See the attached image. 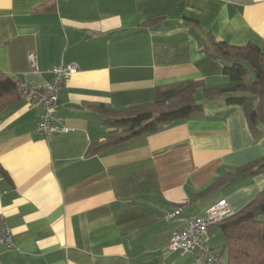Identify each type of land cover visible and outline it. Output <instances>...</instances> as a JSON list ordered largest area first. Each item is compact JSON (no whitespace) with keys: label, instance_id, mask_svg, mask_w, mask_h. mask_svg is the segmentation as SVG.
Here are the masks:
<instances>
[{"label":"crops","instance_id":"crops-1","mask_svg":"<svg viewBox=\"0 0 264 264\" xmlns=\"http://www.w3.org/2000/svg\"><path fill=\"white\" fill-rule=\"evenodd\" d=\"M208 34L264 52V0H0L1 72L41 85L54 67H77L57 99L67 131L36 132L42 109L21 97L0 111V222L14 244L0 264H191L167 248L172 232L219 199L235 213L264 188L262 171L201 193L264 156V134L253 139L242 108L224 101L239 93L197 89V115L85 155L119 131L100 104L150 103L157 87L188 80L230 87L231 60L200 48ZM208 235L219 251L218 226Z\"/></svg>","mask_w":264,"mask_h":264},{"label":"trees","instance_id":"trees-1","mask_svg":"<svg viewBox=\"0 0 264 264\" xmlns=\"http://www.w3.org/2000/svg\"><path fill=\"white\" fill-rule=\"evenodd\" d=\"M200 48L214 58L231 60L222 68L223 74L231 79L230 87L209 88L200 81L188 80L157 87L150 103L121 110L100 104L97 115L101 122L119 131L91 144L85 155L97 153L133 136L154 132L168 122L197 115L201 105L192 97L197 89H202L205 96L239 93L226 96L224 101L228 105L240 106L253 139L261 137L264 134L260 129L264 123V52L255 44L234 46L211 34L207 35L206 44ZM19 84L15 76L0 71V111L21 99L17 91ZM262 171L264 156L236 167L233 172H224L201 193L225 186L236 176L245 173L255 175ZM216 226L224 239L219 253H225L226 258L224 262L221 257V264H264V188L251 202Z\"/></svg>","mask_w":264,"mask_h":264},{"label":"built area","instance_id":"built-area-1","mask_svg":"<svg viewBox=\"0 0 264 264\" xmlns=\"http://www.w3.org/2000/svg\"><path fill=\"white\" fill-rule=\"evenodd\" d=\"M30 64L35 67V59L29 55ZM75 64L56 66L52 69V78L41 85H30L20 82L18 94L26 99L30 107H41L42 112L36 122L35 131L43 136L67 131L65 127L57 124V99L67 80L76 71ZM179 213L176 208L167 217ZM233 212L225 199H219L210 205L201 214L189 218L186 224L172 232L167 248L170 251H179L182 254H192L191 264H221V255L218 250L209 247L208 232L210 227L218 224ZM0 247L13 249L14 244L8 227L0 222Z\"/></svg>","mask_w":264,"mask_h":264},{"label":"rangeland","instance_id":"rangeland-1","mask_svg":"<svg viewBox=\"0 0 264 264\" xmlns=\"http://www.w3.org/2000/svg\"><path fill=\"white\" fill-rule=\"evenodd\" d=\"M218 229L220 230L219 227H218ZM210 243L213 244L212 241H211ZM211 246H212V245H211ZM219 252H220V250H219ZM225 258H226V257H225V253H224V255H223V257H222V260H223L224 262H225ZM191 262H192V260H191Z\"/></svg>","mask_w":264,"mask_h":264}]
</instances>
